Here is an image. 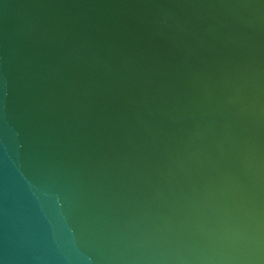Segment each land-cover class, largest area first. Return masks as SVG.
Instances as JSON below:
<instances>
[{
  "label": "water",
  "instance_id": "1",
  "mask_svg": "<svg viewBox=\"0 0 264 264\" xmlns=\"http://www.w3.org/2000/svg\"><path fill=\"white\" fill-rule=\"evenodd\" d=\"M0 264H264V0H0Z\"/></svg>",
  "mask_w": 264,
  "mask_h": 264
}]
</instances>
